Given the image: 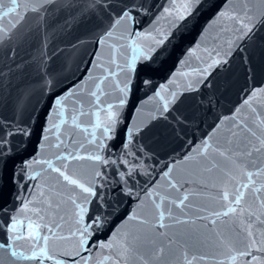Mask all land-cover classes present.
Listing matches in <instances>:
<instances>
[{
    "label": "water",
    "instance_id": "95a60500",
    "mask_svg": "<svg viewBox=\"0 0 264 264\" xmlns=\"http://www.w3.org/2000/svg\"><path fill=\"white\" fill-rule=\"evenodd\" d=\"M181 2L175 0L177 5ZM0 3L7 6L8 0H0ZM242 4L243 0H228L227 4L225 0H199L182 20L163 14L164 8L172 7L173 0H51L39 13L29 12L11 38L0 42V124L7 122L30 133L9 138L8 164L0 181V207H7L9 214H15L14 209L19 206L12 180L14 170L33 157L36 160L52 159L58 154L59 150L48 146L56 143V131L48 132V129L60 120L54 104L60 96L65 97L64 118L69 120V124L61 125L60 135L68 145V151L79 150L81 155H87L95 149V145L88 143L96 120L94 113L100 111L103 121L104 112L101 110L109 103L117 107L119 123L115 139L105 141L102 154L111 159L120 157L121 149L113 146L124 142L129 130L133 135V151L140 150L138 174L133 175L124 191L120 190L117 179L112 178L117 166H107L110 179L100 189L102 199L93 198L87 205L85 222L90 216H100L105 221L94 232L95 240L106 241L118 230H132L133 222L126 218L149 203L144 198V189L151 191L154 185L166 187L161 174L173 162V176L186 179V187L196 189L199 177L193 163L183 158L196 154L201 141L213 133L217 118L228 116L240 103L243 89L264 86V24L257 21L251 38L237 41L229 49L228 41L235 40L237 34L226 31L233 26L232 22L223 21L218 16L226 8L239 9ZM125 7H134L138 12L136 19L139 23L135 29L145 33L146 37L138 43L150 59L137 60V71L132 74L126 103L118 107L121 94L114 79L122 86L125 74L110 65L112 49L109 45H126L128 41L118 39L119 31H115L114 38L105 44L98 45L97 40ZM151 37L164 42L157 44ZM237 45L241 50H237ZM121 52L123 55L118 56L121 64L133 55L127 47ZM217 52L221 53V59L224 53L230 52L228 63L210 68L205 73L203 70L217 58ZM97 57H100L99 61ZM97 62L111 67L118 75L105 81L101 102L94 105L93 98L87 93L94 90L96 80L93 77L101 75V70L95 67ZM145 80H150L151 85L145 86ZM189 83L194 85L193 88L187 87ZM77 85L79 87H75ZM157 91L169 99H172L171 93L177 94L166 118L157 111L162 103L155 96ZM80 100L84 101L83 110L87 114L79 117L80 128L70 127L73 107ZM260 104H264V100ZM95 132L99 140L102 129H95ZM44 135H48L49 140L41 149L40 145L45 143ZM71 139L77 143L71 144ZM80 144L84 147L80 148ZM73 166L84 177H89L93 171V163L88 160L73 162ZM46 168L44 164L34 163L29 174L40 175L29 184L51 182L55 174L45 171ZM128 187H134L135 192L140 193L139 199L126 194ZM30 191L34 193L35 189ZM22 195L28 197L29 193ZM191 202L194 205L208 203L199 198ZM71 208L67 205L66 212L62 213L66 215L63 234L76 226ZM3 220L0 214V224ZM206 223L198 221L197 226H175L171 230L196 227L198 239L210 241L214 235L199 227ZM227 227L229 225H221V228ZM3 239L4 232L0 230V241ZM72 244L73 241L61 242L57 251L70 249ZM203 251L211 253L213 249L209 244ZM100 258L94 250L93 259Z\"/></svg>",
    "mask_w": 264,
    "mask_h": 264
},
{
    "label": "snow or ice",
    "instance_id": "6c2138e0",
    "mask_svg": "<svg viewBox=\"0 0 264 264\" xmlns=\"http://www.w3.org/2000/svg\"><path fill=\"white\" fill-rule=\"evenodd\" d=\"M50 3L51 0H8L7 6L0 3V42L11 38L13 31L29 12L39 13ZM197 3L199 0H182L177 5L173 0L172 7L164 8L163 14L165 17L175 16V19L182 20ZM137 14L134 7L122 8L97 40L98 45L105 44L114 38L115 31H119L118 39L128 41L126 45H109L112 49L110 65L125 74L122 86L120 81L114 79L121 94L118 107L126 103L127 94L131 90L132 74L137 71V60L150 59L138 43L146 37L145 33L135 29L139 23ZM218 16L223 21L232 22L233 26L226 31L237 34L235 40L228 41L231 49L237 41L251 38L257 21L264 24V0H243L239 9L226 8ZM151 38L157 44L164 42L163 39ZM126 47L131 49L133 55L121 64L118 56L123 55L121 49ZM237 50H241L239 45ZM230 54L224 53L221 59V53L217 52V58L203 71L206 73L210 68L227 64V56ZM99 59L97 57V61ZM95 67L101 70V75L93 77L96 80L94 90L87 95L93 98L94 105H99L100 97L104 94L102 86L118 73L100 62ZM143 83L145 86L151 85L150 80ZM193 86L192 83L187 85L190 89ZM242 92L240 103L228 116L217 118L213 133L201 141L196 154L183 158L193 163L199 177L198 187L190 189L186 187V179L173 176V162L161 174L166 187L154 185L151 191L144 189V198L149 203L126 218L133 222L134 228L118 230L106 241L94 239V232L105 222L102 217L90 216L85 222L87 205L93 198L97 201L102 199L100 189L110 179L107 166H117L113 169L112 178L117 179L120 190L124 191L133 175L138 174L140 150L133 151V135L129 130L125 141L113 146L121 149L120 157L111 159L102 154L106 147L105 141L115 139L119 123L117 107L109 103L101 110L104 112L103 121L100 119V111L94 113L96 120L88 143L95 145V149L87 155H81L79 150L68 151V145L60 135L61 125L69 124V120L64 118L65 97H57L54 104L60 120L48 129V132L55 129L56 143L48 146L59 150L58 154H54L52 159L36 160L33 157L13 171L12 180L16 186L19 206L14 209L15 214H9L7 207H0V214L4 217L0 224V230L4 232V239L0 241V264H208L209 261L211 264H264V104H260L264 100V86L243 89ZM70 94L76 95L75 92ZM176 95L175 92L171 93L172 99H169L159 91L155 93L162 102L157 109L161 117L166 118L165 114L170 112ZM76 103L70 127L80 128L78 119L87 113L83 110V100ZM153 118H156L155 114ZM95 129H102L99 140ZM18 134L27 136L30 133L25 128L13 127L7 122L0 124V181L3 180L8 164L9 138ZM43 140L45 143L40 145L41 149L47 145L48 135H44ZM70 142L77 143L75 139ZM79 147L83 148L84 145L80 144ZM83 160L93 163L89 177H84L73 166V162ZM34 163L46 165L45 171L55 174L51 182L45 185L29 184L40 175L29 174ZM30 189H35V192ZM24 192L29 193V196H23ZM126 194L138 199L140 197L134 187H128ZM194 198L208 203L194 205L191 202ZM67 205L72 206L71 217L76 226L63 234L66 215L62 213L66 212ZM198 221H207L199 227L212 233L215 237L213 240L198 239L196 227L191 230L183 227L171 230L175 226H197ZM221 225L229 227L221 228ZM67 241H73L72 247L57 251L59 244ZM209 244L213 251L205 253L203 249ZM94 250L102 258L94 260Z\"/></svg>",
    "mask_w": 264,
    "mask_h": 264
}]
</instances>
